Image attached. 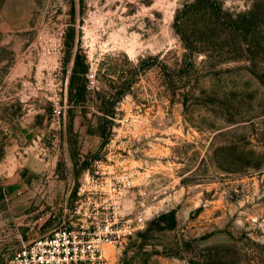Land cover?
I'll use <instances>...</instances> for the list:
<instances>
[{"label":"rangeland","instance_id":"rangeland-1","mask_svg":"<svg viewBox=\"0 0 264 264\" xmlns=\"http://www.w3.org/2000/svg\"><path fill=\"white\" fill-rule=\"evenodd\" d=\"M252 3L0 0V264L60 223L90 160L127 150L150 217L104 247L107 264H264V42L241 27ZM64 93V125L49 129Z\"/></svg>","mask_w":264,"mask_h":264},{"label":"built area","instance_id":"built-area-1","mask_svg":"<svg viewBox=\"0 0 264 264\" xmlns=\"http://www.w3.org/2000/svg\"><path fill=\"white\" fill-rule=\"evenodd\" d=\"M84 78L92 87L94 73L87 68ZM67 107L65 93L53 101L49 129L63 127ZM108 155L90 160L76 185L69 186L73 200L60 223L29 241L19 237L18 246L1 264H107L104 247L119 244L144 227L150 215L143 210V200L132 201L135 171L123 159L129 151L114 159Z\"/></svg>","mask_w":264,"mask_h":264},{"label":"trees","instance_id":"trees-1","mask_svg":"<svg viewBox=\"0 0 264 264\" xmlns=\"http://www.w3.org/2000/svg\"><path fill=\"white\" fill-rule=\"evenodd\" d=\"M241 20V27L244 36H253L254 34H259L258 43L264 42V30L262 27L259 28V26H255L256 30L253 29V26L256 23L263 24L264 22V0H253L251 6L242 13ZM74 58H76V55ZM86 70L87 67L85 65L81 66L79 69V73L82 74L83 78Z\"/></svg>","mask_w":264,"mask_h":264},{"label":"crops","instance_id":"crops-1","mask_svg":"<svg viewBox=\"0 0 264 264\" xmlns=\"http://www.w3.org/2000/svg\"><path fill=\"white\" fill-rule=\"evenodd\" d=\"M46 187H48V186H46ZM49 188V187H48ZM41 190H42V188H41ZM49 189H46L45 191H47V193L48 194H46L45 195V201L46 202H49L50 200H51V195H50V193H49V191H48ZM44 190H43V192H45ZM36 201L38 202V201H40V199L38 198V197H36Z\"/></svg>","mask_w":264,"mask_h":264}]
</instances>
